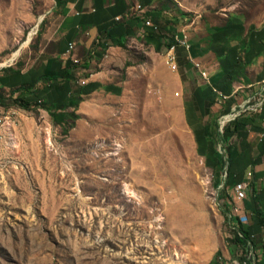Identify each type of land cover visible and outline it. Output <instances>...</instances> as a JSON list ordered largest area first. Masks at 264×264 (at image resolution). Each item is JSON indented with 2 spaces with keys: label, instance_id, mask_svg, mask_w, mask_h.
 <instances>
[{
  "label": "rangeland",
  "instance_id": "rangeland-1",
  "mask_svg": "<svg viewBox=\"0 0 264 264\" xmlns=\"http://www.w3.org/2000/svg\"><path fill=\"white\" fill-rule=\"evenodd\" d=\"M66 2L0 0V264H258L256 236L239 244L228 221L237 117L221 121L257 114L264 80L231 111L189 51L225 12L263 24L264 0H139L160 42L91 54L61 42Z\"/></svg>",
  "mask_w": 264,
  "mask_h": 264
},
{
  "label": "crops",
  "instance_id": "crops-1",
  "mask_svg": "<svg viewBox=\"0 0 264 264\" xmlns=\"http://www.w3.org/2000/svg\"><path fill=\"white\" fill-rule=\"evenodd\" d=\"M143 13L146 8H141L139 0H67L60 16L61 42L68 51H71L69 44L73 43L72 50L83 46L88 54L94 46L107 40L122 41L142 33L144 40L150 38L152 42H160L156 33L152 35L153 29L146 25V20L144 27L139 24ZM223 14L227 15L225 21L219 25L215 23L210 31L211 43L200 50L193 44L189 54L192 60L201 63V71H205L206 76L209 74L204 83L212 92L216 88L228 98L232 96L226 105L232 111L236 106L233 100L236 92L243 96L255 93L264 80V23L250 24L246 28L239 16ZM146 30H150L149 34ZM115 43L111 47H120ZM210 57L215 58V66L207 63ZM203 105L198 104V109L204 111L206 106ZM228 128L226 139L234 143L231 147V186L227 190L234 198L232 184L247 183L246 197L241 201L234 198V201L247 215L245 227L258 239V264H264V224L260 219L264 217V105L257 114L238 116Z\"/></svg>",
  "mask_w": 264,
  "mask_h": 264
},
{
  "label": "built area",
  "instance_id": "built-area-1",
  "mask_svg": "<svg viewBox=\"0 0 264 264\" xmlns=\"http://www.w3.org/2000/svg\"><path fill=\"white\" fill-rule=\"evenodd\" d=\"M138 8H140V5L138 6ZM146 23H153L150 19L146 20ZM153 27H155V29L157 28V26L154 25L153 23ZM182 45L185 49H189L190 48V44L187 42L186 39V35L184 36H177L176 41H173V45L167 47V54L171 56V67L173 69L177 68V55H176V47ZM74 44L70 43L69 44V50L73 49ZM202 74L206 77V74L202 71ZM264 83V82H263ZM262 98L259 102V106L256 108V110H261L263 105H264V86H262ZM252 109L251 106L247 107V109ZM255 109V108H254ZM245 108H240L238 110H236L234 113L229 114V116L224 117V120H222L221 122H225L229 119L236 118L238 116L241 115L242 111H245ZM246 188H247V183L245 181H237L234 186V198L235 200H243L246 197ZM232 214L238 216V218L240 219L241 222H245L247 220V215L245 214V212H242V209L240 208L239 205L235 204V206H233V212Z\"/></svg>",
  "mask_w": 264,
  "mask_h": 264
},
{
  "label": "trees",
  "instance_id": "trees-1",
  "mask_svg": "<svg viewBox=\"0 0 264 264\" xmlns=\"http://www.w3.org/2000/svg\"><path fill=\"white\" fill-rule=\"evenodd\" d=\"M96 42H97V40H95V43ZM171 45H173V42L167 43V47H169ZM7 70H10L11 72H14V69L10 68V67ZM29 85H33V83H31V82H23L20 85L14 87L12 89L11 93L19 91V90H21L23 88L28 89ZM37 89H38L37 87L34 88V91L36 92ZM0 95H1V92H0ZM39 105H40V107L45 108V109H50V107H51L50 104L48 102H46V101H41V103ZM227 170H228L227 171V181H228V178L230 177V170L229 169H227ZM225 194L227 196L229 195V197H231L229 193H222L223 197H224ZM260 219H261L262 224H264V217H261ZM228 221H229V223L231 225H233V227L235 229V240H236V242H238L239 244L245 245L248 242L249 237L251 235L249 230L245 227V224L240 221L238 216H235L233 214H230V216L228 217Z\"/></svg>",
  "mask_w": 264,
  "mask_h": 264
},
{
  "label": "bare ground",
  "instance_id": "bare-ground-1",
  "mask_svg": "<svg viewBox=\"0 0 264 264\" xmlns=\"http://www.w3.org/2000/svg\"><path fill=\"white\" fill-rule=\"evenodd\" d=\"M147 24H149V25H153V24H151V23H147Z\"/></svg>",
  "mask_w": 264,
  "mask_h": 264
}]
</instances>
